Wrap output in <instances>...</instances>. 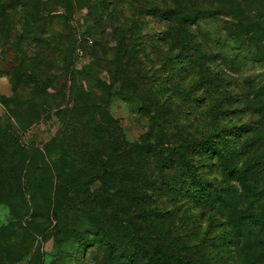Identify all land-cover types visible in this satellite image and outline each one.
I'll return each mask as SVG.
<instances>
[{
	"label": "rangeland",
	"instance_id": "1",
	"mask_svg": "<svg viewBox=\"0 0 264 264\" xmlns=\"http://www.w3.org/2000/svg\"><path fill=\"white\" fill-rule=\"evenodd\" d=\"M236 1L239 28L226 8L192 26L198 60L141 13L163 0H0V264H133L144 234L135 264H264V0ZM212 133L224 158L184 156L214 205L164 150Z\"/></svg>",
	"mask_w": 264,
	"mask_h": 264
},
{
	"label": "trees",
	"instance_id": "2",
	"mask_svg": "<svg viewBox=\"0 0 264 264\" xmlns=\"http://www.w3.org/2000/svg\"><path fill=\"white\" fill-rule=\"evenodd\" d=\"M218 9H207L204 7H200V3L202 0H163L161 6L152 5L150 8L141 9V13H144L149 16L160 18L161 21L168 24L166 31L163 33V38L165 40H170L171 46H177L180 52H185L186 54H190L191 58L202 60L207 57V54H211V49H207L208 44L206 39L203 38L200 34L194 33L192 30V26L197 25L199 21L204 20L205 18H215L220 12L223 13V8L228 9L229 15L238 19V22L235 25V29L239 28L241 24V20H239V16L237 15V1L236 0H211ZM34 14V13H33ZM255 29L251 30L254 32ZM237 31V30H236ZM236 31L229 30L228 34L230 36V40L233 42L232 49H240L243 44H241V39L239 38L238 33ZM76 43V41H75ZM241 45V46H240ZM123 53L126 52L125 47H121ZM120 50V51H121ZM246 53L254 58L256 61H260L264 64V55L259 53L248 52ZM236 56V54H234ZM117 128L112 124V133L114 134L117 143L120 145L118 138L120 135L117 132ZM215 134H210L204 137L201 141H189L187 143H182L175 147H168L165 150L166 153H174L179 157L181 162V166L183 168L182 174H179L177 184L179 192L184 191L188 194L189 198L194 200L195 202L205 203V204H219L223 202L222 196L219 192L214 189L213 185L210 182L203 180L198 172L195 169V165L190 163L187 159H185L184 152L187 149L198 147L200 150L207 156V154H211L213 158L222 159L224 158V152L221 148H219L213 140ZM122 137H120L121 139ZM124 140L121 139V142ZM125 142V141H124ZM123 142V144H124ZM153 151L160 150L159 145H151ZM161 152V151H160ZM162 159V158H161ZM164 159V158H163ZM144 173H148L147 169H143ZM234 173L238 174V178L240 181H243V171L241 169H234ZM60 222V220H59ZM93 226L94 232L101 233L100 237L107 240L106 243H111L114 240V237L111 233H118L121 230L119 224H116V232L114 230L111 233H107L99 224ZM112 227V228H113ZM133 233L141 239V235H138V232H129ZM143 241L139 243L135 237L133 239L136 242L139 250H134L133 244L130 246L132 248L129 251L127 259L132 261L135 264L138 260L139 253L143 252L146 248L144 243H150L147 234L142 235ZM118 237V236H116ZM116 242V241H115ZM122 242H119V244ZM131 243V242H129ZM156 249L158 253H161L160 248L157 246ZM145 252V251H144ZM161 257L166 259V255L162 254ZM172 264H197L190 260H176L175 263Z\"/></svg>",
	"mask_w": 264,
	"mask_h": 264
}]
</instances>
